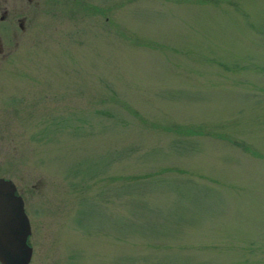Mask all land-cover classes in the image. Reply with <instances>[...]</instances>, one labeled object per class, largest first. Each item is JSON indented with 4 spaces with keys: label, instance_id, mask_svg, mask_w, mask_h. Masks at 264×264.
Returning <instances> with one entry per match:
<instances>
[{
    "label": "rangeland",
    "instance_id": "obj_1",
    "mask_svg": "<svg viewBox=\"0 0 264 264\" xmlns=\"http://www.w3.org/2000/svg\"><path fill=\"white\" fill-rule=\"evenodd\" d=\"M0 175L28 264H264V0H40Z\"/></svg>",
    "mask_w": 264,
    "mask_h": 264
},
{
    "label": "water",
    "instance_id": "obj_2",
    "mask_svg": "<svg viewBox=\"0 0 264 264\" xmlns=\"http://www.w3.org/2000/svg\"><path fill=\"white\" fill-rule=\"evenodd\" d=\"M31 232L29 217L15 183L0 177V262L28 264L33 247L28 242Z\"/></svg>",
    "mask_w": 264,
    "mask_h": 264
},
{
    "label": "flooded vegetation",
    "instance_id": "obj_3",
    "mask_svg": "<svg viewBox=\"0 0 264 264\" xmlns=\"http://www.w3.org/2000/svg\"><path fill=\"white\" fill-rule=\"evenodd\" d=\"M39 1L0 0V65L1 61L17 50L23 36L31 34L34 7L39 5ZM0 177L12 180L15 183L16 192L21 194L16 182L10 176L0 175Z\"/></svg>",
    "mask_w": 264,
    "mask_h": 264
}]
</instances>
